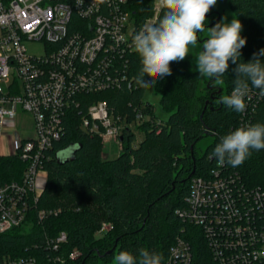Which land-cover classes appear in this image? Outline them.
<instances>
[{"label":"trees","instance_id":"obj_1","mask_svg":"<svg viewBox=\"0 0 264 264\" xmlns=\"http://www.w3.org/2000/svg\"><path fill=\"white\" fill-rule=\"evenodd\" d=\"M227 3L241 21V37L246 38L241 61L247 63L253 53L264 48V0ZM127 8L137 31L150 18L156 23L163 15L161 9L157 11L156 0H129ZM260 59L264 61V56ZM195 64L189 55L181 62H172V74L156 84L155 90L170 113L167 119L155 115L153 105L144 99L145 89L135 82L141 67L135 50L129 55L127 72L128 79L133 80L131 88L122 79L104 91L79 94L80 106L68 110L63 135L46 153L47 179L40 199L32 207L29 221L0 233V257L33 256L39 264H61L54 261L59 255L66 259L62 264H116L119 252L136 254L146 248L161 253L163 264H167L170 248L181 236L192 241L195 263L204 264L206 247L201 232L177 210L186 205L194 175L222 166L210 158L222 137L241 125L264 123V97L259 89L251 88L243 113L221 103L222 96L230 95L235 79L232 69L236 65L230 60L222 80H213L222 91L211 85V93L218 96L199 100L203 76L193 68ZM100 100L107 101L111 114L125 124L123 147L115 157L106 151L98 134L82 126L88 107ZM139 112L149 118L138 119ZM133 123L144 134L140 141L131 128ZM204 140L208 143L202 147ZM70 144L80 148L73 160L62 163L56 154ZM26 166L19 152L0 155V185L21 180ZM223 167L264 190V149L253 151L241 166L225 163ZM41 209L52 211L43 221L36 216ZM106 222L112 227L98 236ZM61 231H66L68 239L55 252L45 239ZM75 250L79 254L71 259ZM207 264L213 263L209 259Z\"/></svg>","mask_w":264,"mask_h":264},{"label":"built area","instance_id":"obj_2","mask_svg":"<svg viewBox=\"0 0 264 264\" xmlns=\"http://www.w3.org/2000/svg\"><path fill=\"white\" fill-rule=\"evenodd\" d=\"M128 3L0 0V129L22 112L31 116L35 132L17 141L15 152L27 164L22 179L0 185V233L29 221L46 184V180L43 186L38 183L42 173L47 179L46 153L63 135L68 110L80 106L77 96L104 91L122 79L131 88L127 72L137 28ZM154 21L150 18L146 25ZM30 42L44 43V52L29 51ZM137 118L149 115L139 112ZM82 126L98 134L104 146L115 142L123 147L120 136L125 124L111 114L107 101L92 103ZM223 166L192 177L186 205L177 213L201 232L204 264L209 259L213 264H264V190ZM51 213L41 209L36 216L43 221ZM111 227L106 222L99 232ZM67 239L66 231H61L46 236L45 242L56 252ZM78 254L75 250L70 258ZM54 261L62 264L66 259L58 255ZM0 264L39 261L33 256H2ZM167 264H196L192 241L178 236Z\"/></svg>","mask_w":264,"mask_h":264},{"label":"clouds","instance_id":"obj_3","mask_svg":"<svg viewBox=\"0 0 264 264\" xmlns=\"http://www.w3.org/2000/svg\"><path fill=\"white\" fill-rule=\"evenodd\" d=\"M106 3L107 0H100ZM217 0H156L163 15L156 23L140 28L132 37V47L140 57V70L136 84L145 90L172 74L170 64L183 61L195 47L198 34L207 32L202 50L196 57V70L200 76L222 80L229 61L236 65L230 95L221 97V103L237 113L246 110L245 98L251 88L259 89L264 97V48L253 53L252 59L241 61V49L246 38L241 37V21L233 16L227 22L223 17L213 27H207V15ZM239 61V63H238ZM150 80H145V77ZM251 86V87H250ZM264 149V123L245 124L224 135L211 157L221 165L241 166L253 151ZM163 255L141 248L136 254L121 251L115 256L116 264H163Z\"/></svg>","mask_w":264,"mask_h":264},{"label":"rangeland","instance_id":"obj_4","mask_svg":"<svg viewBox=\"0 0 264 264\" xmlns=\"http://www.w3.org/2000/svg\"><path fill=\"white\" fill-rule=\"evenodd\" d=\"M225 16H227V22H231V19L233 18V16L237 18V16L233 13V11L229 9V4L227 3V0H217V4L210 9L207 15V27L210 26L214 22L220 21ZM206 38H207V32L198 34L197 45L194 48L190 47L189 56H192L195 59L197 53L200 50H202V42ZM28 48H29V51H31L32 53L42 54L44 52V43L30 42L28 43ZM193 68L196 69V65ZM213 80L214 79H209L207 77L202 78L200 89L198 91V96L199 98H201L199 100L207 101L209 96L211 95L218 96L216 93L214 94L211 93V91H213V89L210 87L211 85L215 86L216 89L217 87H219V90L222 91V86L218 82L213 83ZM161 98H162L161 94L157 93L155 88L151 90H145L144 92V99L146 101H149L153 105V111L155 115L161 119H167L170 113H169V110L166 109V107L162 104ZM23 117L27 118V121L26 119H23ZM19 118H20L19 122L21 123V125L19 124L16 125L15 122L6 123L3 126V128L0 129L2 133V135L0 136V152L2 153V155H9L15 152V148L12 142L13 140L12 134L15 132H19V129L22 127L23 123H26L32 120L31 116H29L28 113H22V112L19 113ZM28 125L26 124V126ZM131 128L133 132L136 134L137 140L140 141L144 136L143 132L136 126L135 123L131 124ZM21 134L30 136V135H34L35 132L31 129L30 130L26 129L24 132L21 131ZM207 143H208L207 140L202 141L201 143L202 147H204ZM105 149L106 151L110 152V156L112 157L117 156L121 150L119 145L115 142L107 143L105 145ZM66 153H67V150L62 151V154H66ZM42 174L38 177L39 186H43L46 180L45 176H43ZM104 234L105 232L97 231L98 236H103Z\"/></svg>","mask_w":264,"mask_h":264},{"label":"water","instance_id":"obj_5","mask_svg":"<svg viewBox=\"0 0 264 264\" xmlns=\"http://www.w3.org/2000/svg\"><path fill=\"white\" fill-rule=\"evenodd\" d=\"M120 140H123V135L120 136ZM80 148L78 144H70L63 148L62 150L58 151L56 156L60 162L65 163L67 161H71L76 157V151ZM63 150H67L66 154H62Z\"/></svg>","mask_w":264,"mask_h":264},{"label":"crops","instance_id":"obj_6","mask_svg":"<svg viewBox=\"0 0 264 264\" xmlns=\"http://www.w3.org/2000/svg\"><path fill=\"white\" fill-rule=\"evenodd\" d=\"M25 115V114H24ZM30 116V115H29ZM23 119H26V121H27V118H25V117H23ZM20 121V118H19V116H18V118H17V120L15 121V124L16 125H21V123L19 122ZM8 123H13V122H8ZM26 124L28 125V126H26ZM27 127V128H26ZM28 129V130H33V124H32V121L30 120V121H28V122H26V123H23L22 124V127L19 129V132H15V133H13L12 134V138H13V140H12V142H13V146H14V148H15V151H16V147H17V141H18V139L19 138H21V139H24V138H27V137H30V136H32V135H30V136H26V135H23V134H21V131H25L26 129ZM2 135V133H1V130H0V136ZM15 153V152H14ZM0 155H2V153L0 152Z\"/></svg>","mask_w":264,"mask_h":264}]
</instances>
